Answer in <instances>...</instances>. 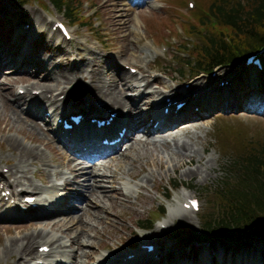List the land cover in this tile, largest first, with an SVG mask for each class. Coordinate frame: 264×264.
Instances as JSON below:
<instances>
[{"label":"bare ground","instance_id":"1","mask_svg":"<svg viewBox=\"0 0 264 264\" xmlns=\"http://www.w3.org/2000/svg\"><path fill=\"white\" fill-rule=\"evenodd\" d=\"M96 4L101 6L103 15L105 12L107 25L116 34V40L111 45L104 44L117 49L115 54L87 43L79 44L74 37L65 38L70 40L66 44L61 40L55 47L47 43L44 46L47 53H40L37 48L41 45H36L35 40L39 32H49L58 39L62 35L58 30L53 31L42 14L25 8L13 12L17 19L25 22L14 23L11 28L0 32V78L4 74L2 68L8 69L6 72L9 74L4 83H0V110L4 111L0 115V133L12 155V159L5 163L8 166L7 175L0 167V220H34L29 225V232L17 233L1 245L0 259L6 264L9 258L13 259V264H135L137 260L141 264H264V244L228 246L221 242H207L196 245L178 243L168 237L176 221L190 220L192 211L184 210L181 203L168 208L162 220L151 221L152 230L139 235V247L125 244L130 235L136 234L125 225L123 212L130 210L129 222L142 226L134 220L143 213L152 212L154 196H142L139 192L150 190L159 194L160 182L156 175L162 176L163 169L167 175L180 166L192 165L193 169L182 171V177H202L205 180L212 171L213 158L196 154L192 141L194 137L197 140L198 135L186 128L201 129L199 119L218 109L241 107L258 116L264 115L249 111V104L243 105L247 102V80L228 78L216 81L218 76H230L225 69L217 70L215 77L205 76L208 85L202 84L199 77L193 78L189 87L163 84L153 77L152 80L159 84L156 90L150 89L148 65L143 71L138 67L134 76L130 72L121 73L117 65L141 63L138 57L129 53L139 50L140 36L134 27L130 28L132 19L118 13V0H96ZM0 13L11 14L1 3ZM131 36L134 41L130 40ZM144 48L148 49V45ZM14 75L29 78L14 80ZM32 79L39 81L31 82ZM74 80L87 85L86 91L79 89V94L85 92L80 101H73L68 95L72 92L67 90V86ZM20 81H25L19 87L24 90L22 94L14 90ZM220 82L223 84L219 85ZM32 89L38 93L33 95ZM60 94L64 97L59 98ZM255 98L264 102L259 92ZM98 100L100 104H97ZM224 101L229 104L223 106ZM14 104L28 105L25 114L52 122L51 125L58 119L80 115L78 129L95 133L91 136L93 140L74 138V131H63L60 125L56 128L50 126V130L53 129L51 139L42 138L35 132L38 128L35 122L24 120L15 110L9 112ZM177 104L182 106L176 109ZM165 108L167 113L163 112ZM260 111L264 114V108ZM5 112L8 114L5 115ZM112 113L115 116L110 122L124 132L118 144L103 146L98 135L104 130L91 124L90 120L107 121ZM180 128L183 129L181 134H172ZM12 130L22 139L19 140L16 135H5ZM139 132L144 134L143 139L136 137ZM81 135L86 136L85 133ZM154 135H161V138L151 139ZM182 136L187 141H180ZM25 140L41 144L46 151L29 146ZM122 141H129L124 152L118 148ZM171 144L176 151L170 149L168 156L163 157L158 148H168ZM104 151L108 154H103ZM96 154L101 157L99 160ZM162 158H170L168 169H165ZM37 164L42 168L37 170V176L42 183L50 185L49 188L39 186L28 178L29 167ZM53 177L63 181L55 182ZM181 185L189 187L188 183ZM77 188L88 192L97 203L96 207L83 209L82 217L88 218L84 220L85 228L81 226L82 220L75 221V215H72L76 211L72 209V201L82 202L86 198H70L60 192H74ZM162 196L166 197L167 193H162ZM29 197H34L33 204L25 202ZM182 198L191 197L183 194ZM70 211L71 214L67 213ZM94 239L100 242L94 243ZM37 243L40 244L35 248ZM72 244L78 245L76 250ZM121 245H124L123 249ZM141 245L150 246L152 250L143 249ZM42 247H49L48 252L40 251ZM100 251L106 254L97 256ZM155 258L157 262L152 261Z\"/></svg>","mask_w":264,"mask_h":264},{"label":"rangeland","instance_id":"2","mask_svg":"<svg viewBox=\"0 0 264 264\" xmlns=\"http://www.w3.org/2000/svg\"><path fill=\"white\" fill-rule=\"evenodd\" d=\"M74 2L76 6V11L73 15L75 25H72L71 22L66 20L62 13L57 12L49 0H0L1 4L7 6L8 11L11 14L0 13V32L6 31L8 27L11 28L12 24H19L20 22H25L24 20H19L14 16V11L18 8H25L28 10H32L37 14H42L47 21H49V26L56 21H61L69 30L70 37H74L76 39L75 42L79 44L87 43L91 47H97L98 49L108 50L115 54V50L109 45L104 46V44H110L116 40V34L112 32V28L108 27V22L106 20V14L102 11L100 5L96 4V0H71ZM118 13H122L125 16H128L132 19V23L130 28H135L136 33L140 36L139 39V50L136 53L133 51L129 52L134 57H138L141 61L139 64H128V65H117L118 71L121 73H129L137 75L138 67L141 70H145L146 66L149 67V74L151 75V90H156L159 87L158 82L168 83L173 86L178 87H187L190 86L191 80L194 78V75H191V69L189 66L192 65L193 60L191 56H193L196 50L200 49L201 46L204 45L205 37L210 35L211 33H215V29L211 28V26L204 27L201 24V20H205L206 23H209V13H207L208 6L211 4L213 0H132L129 3L125 2V0H118ZM221 1V0H219ZM233 1V0H228ZM193 3V7L189 6V3ZM94 3V4H93ZM203 10V11H202ZM193 11V12H192ZM201 12H206L204 15ZM13 13V14H12ZM94 15V22L92 23L91 18H85L86 16ZM204 15V16H203ZM15 17V19H14ZM85 18V19H84ZM205 18V19H201ZM208 19V20H206ZM82 22V27L79 26L80 22ZM14 24V25H15ZM84 24H88L84 26ZM94 29H92L90 26ZM17 26V25H16ZM56 31V30H54ZM35 37L36 43L40 42L41 47L37 49L42 52H46L44 46L49 43L52 47L57 46V44L64 40L66 42L70 40H66L63 36L60 39L57 36L52 35L49 32H43L37 34ZM64 38V39H63ZM131 41H134L132 36L130 37ZM111 45V44H110ZM145 45H148V49L144 48ZM165 49V50H164ZM187 62H190V65H186ZM228 71L230 76H218L216 81L228 78H234L238 80H247L252 83V87H249L251 83L248 85V89L251 91H255L256 78L253 75V72L246 73L242 67H229V68H221ZM8 69L2 68L1 72L4 73L2 78H0V83H4L3 80L9 74L6 72ZM153 77L158 79V82ZM172 79H171V78ZM200 80H202V84L208 85V79H205V76L198 74ZM14 80H22L23 78H29L22 75H14ZM41 77H39L40 79ZM254 79V80H251ZM39 79H32L33 81H39ZM248 81V80H247ZM25 81H20L18 85L15 86L16 91H19L20 94L23 89H19V87L23 86ZM78 86H77V85ZM75 87H74V86ZM254 86V88H253ZM79 87V88H78ZM71 89H82L83 91L87 90V85L79 80L72 81L68 86L67 90ZM249 91V92H251ZM32 94L36 95L38 93L37 90L32 89ZM85 93V92H84ZM84 93L79 94V90L76 91V99H79ZM59 98L64 97V95H58ZM129 97V94L126 95ZM253 98V96H252ZM12 100L11 97L8 98ZM247 100V99H246ZM80 101V100H78ZM96 102V101H95ZM97 104H100V101H97ZM229 103L224 101L223 106H227ZM232 102L230 103V105ZM248 105V101L243 105ZM254 104V105H253ZM254 107H251L254 112L260 114V108H258L259 104L257 102L252 103ZM15 107V108H14ZM14 107L11 106L9 112L11 110H15L16 112L21 114V117L24 120H31L36 123L40 131L35 130L36 133L39 134L40 137L45 139H50V135L48 131H46V121L40 118H31L29 114H25L24 112L28 108V105L22 106L21 104H14ZM247 108H234V109H218L210 112L207 117L204 119H199L201 129H196L195 127H189L191 133L197 134L198 139L195 140L193 138V148L196 154L202 155L205 157H212V171L210 172L208 178L202 179V177H194V178H186L182 177V171L193 169L194 166L183 165L176 169L175 172L170 171L167 175L164 174V169L161 171L162 176H157V180L160 182V192L159 194L154 193L153 191H143L141 190L139 193L142 196H154V201L151 204L153 207L152 212L143 213L140 215L138 219L134 221H138L141 223L142 227L145 225H149L150 230L142 231L137 229V224L134 222H129L130 214L127 210L123 212L124 218L126 220L125 225L129 229V231H134L136 235H130L126 240L125 244L130 246H137L140 239L141 232L149 233L152 229L150 225V221H152L151 215H156L154 213V209L162 205L166 206V209L173 207V205H177L178 198L182 200V195H190L197 197L200 203V211L198 213H193L190 215V220L188 221H176L172 226L171 230L168 232L167 236L174 238L178 243L184 244H201V243H213V242H221V244L226 245H244V244H264V236L260 237H244L240 236V234L236 232H230L226 234L228 236L227 239L218 238V237H207L204 234L205 230V220L210 216H215L216 213L220 212L222 216L223 210L219 208V204L224 203L221 201L218 195L217 184L220 180L225 178L224 170L227 168L228 164L236 157V153L240 150L239 147L244 149H257L261 145L264 144V116H258L255 113L248 112ZM249 109V108H248ZM24 110V111H22ZM23 112V113H21ZM4 111L0 110V115H2ZM8 114L5 112V115ZM264 115V114H261ZM2 127V125H0ZM182 128L179 131H174L172 134H181ZM5 135H16L20 140L22 136L18 135L15 131H11L5 133ZM167 136V135H166ZM166 136H164L166 138ZM155 139H160L159 137H154ZM187 141L185 137H181L180 141ZM192 140V139H191ZM29 146L38 147L40 150L44 151V147L38 143H32L30 140H25ZM129 143L121 145V151H125V147ZM205 148V151H202ZM170 149L175 150L174 146L171 144L168 148L159 147L158 151L163 153V157H167L170 153ZM46 151V150H45ZM176 151V150H175ZM8 159H12V155L7 148V145L4 141L3 134L0 133V167L1 171L4 175H7L8 166L5 164ZM162 162L165 163V169H168L171 164L170 158H162ZM100 165V164H97ZM41 166L39 164L30 166L29 172L27 174L28 178L32 180L35 184L39 186H44L49 188L50 185H45L37 176V170H41ZM55 182L61 183L63 179L57 177L52 178ZM83 180V177L80 181ZM225 181V180H224ZM229 184L232 183L231 179L227 181ZM182 183H188V188L181 187ZM107 187L110 184L102 183ZM175 184L179 185V188H175ZM2 186V184H0ZM63 187V186H61ZM59 189H62V188ZM60 192H64L67 197L78 196L80 198H86V200L79 202L78 200L72 201V209L75 208L76 211L72 212L75 221L82 220L81 226L83 228L86 227L84 220L88 218L82 217L83 209L90 208V206H97V203L87 192H81L79 188L74 192H69L67 190H60ZM166 192L169 197L162 196V193ZM23 196V195H22ZM22 196L20 199H22ZM228 210V209H226ZM166 211L165 216L166 217ZM68 215V214H63ZM159 220L163 218L156 215ZM57 220V219H56ZM34 220L32 218L19 219L14 221L8 220H0V247L4 245L5 242L10 237H14L17 233H26L30 231L29 225L33 223ZM100 228V226H99ZM128 231V232H129ZM127 232V233H128ZM100 240L94 239V243H98ZM175 242V241H174ZM40 243L35 245V248ZM124 245H121L123 249ZM72 247L76 250L78 245L72 244ZM264 248V247H262ZM49 249V247H48ZM120 252V249L118 250ZM264 252V251H263ZM106 254L104 251H100L97 256ZM8 264H13V259L9 258L6 260ZM0 264H6V262L0 259Z\"/></svg>","mask_w":264,"mask_h":264},{"label":"trees","instance_id":"3","mask_svg":"<svg viewBox=\"0 0 264 264\" xmlns=\"http://www.w3.org/2000/svg\"><path fill=\"white\" fill-rule=\"evenodd\" d=\"M49 1L71 21L77 6L74 2ZM208 7L209 23L201 20V24L211 26L215 33L206 36L204 45L194 54L197 71L238 63L264 46V0H213ZM260 76L264 81V73ZM225 174L226 179L234 180L232 187L225 181L219 183L228 210L220 217L206 219L205 231L213 236H225L232 231L245 236H264V144L232 160Z\"/></svg>","mask_w":264,"mask_h":264}]
</instances>
